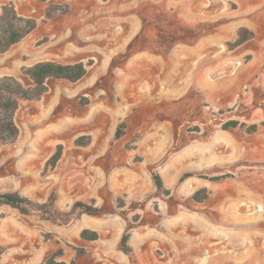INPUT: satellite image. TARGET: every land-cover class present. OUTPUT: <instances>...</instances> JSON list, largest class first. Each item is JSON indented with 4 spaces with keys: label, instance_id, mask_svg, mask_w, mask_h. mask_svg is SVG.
I'll list each match as a JSON object with an SVG mask.
<instances>
[{
    "label": "rangeland",
    "instance_id": "1",
    "mask_svg": "<svg viewBox=\"0 0 264 264\" xmlns=\"http://www.w3.org/2000/svg\"><path fill=\"white\" fill-rule=\"evenodd\" d=\"M7 3L37 27L0 54V79L28 85L22 68L42 61L88 74L20 105L0 192L104 212L57 222L3 206L0 264L59 250L67 264H264V0H0V12ZM50 4L68 12L50 19ZM242 26L258 36L235 47ZM126 231L138 263L120 250Z\"/></svg>",
    "mask_w": 264,
    "mask_h": 264
},
{
    "label": "trees",
    "instance_id": "2",
    "mask_svg": "<svg viewBox=\"0 0 264 264\" xmlns=\"http://www.w3.org/2000/svg\"><path fill=\"white\" fill-rule=\"evenodd\" d=\"M68 12L66 6L50 4L46 8V16L50 19L62 16ZM37 27L34 18L22 16L18 13L13 3L4 4L0 12V54L7 53L13 46L19 44L23 39L30 35ZM255 38V33L247 27H240L238 30V38L233 46L238 47ZM22 74L27 77L29 84L26 85L13 76H4L0 79V142L9 145L17 141L20 130L16 123V114L20 105L26 101L40 100L48 91L47 83L52 80H64L76 83L82 80L88 74L87 65L83 62L73 64H64L56 61H42L31 66L22 68ZM238 121H232L225 125L224 129L236 128ZM252 131L257 130V125L251 127ZM122 136V129L116 132V138ZM84 137L76 141L81 144ZM62 145H58L56 153L51 157L48 164L55 166L59 161L62 153ZM190 174H184L180 183L184 181ZM153 181L157 191L170 194V190L166 189L158 172L152 174ZM207 198L206 191L197 192L194 200L202 202ZM8 206L18 210L23 214L41 213L57 222H69L72 216H98L104 211L95 204H88L82 201L76 202L72 213L64 214L56 206V195L53 193L48 202L38 203L29 197L23 196L18 192L5 191L0 192V208ZM82 239L86 241H96L99 234L96 231L84 229L81 233ZM130 233L126 231L120 241V250L134 262L138 263V257L129 244ZM63 251L50 255L45 264H67L59 260Z\"/></svg>",
    "mask_w": 264,
    "mask_h": 264
},
{
    "label": "crops",
    "instance_id": "3",
    "mask_svg": "<svg viewBox=\"0 0 264 264\" xmlns=\"http://www.w3.org/2000/svg\"><path fill=\"white\" fill-rule=\"evenodd\" d=\"M2 5V4H1ZM4 5V4H3ZM242 27H246V26H242ZM247 28H249V27H247ZM250 30H252L254 33H255V37H257L258 35L256 34V32L252 29V28H249ZM263 41H264V39H263Z\"/></svg>",
    "mask_w": 264,
    "mask_h": 264
}]
</instances>
